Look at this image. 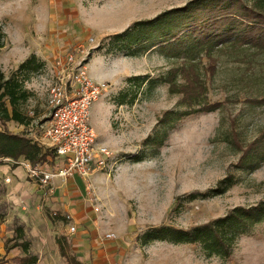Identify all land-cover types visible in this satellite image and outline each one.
I'll use <instances>...</instances> for the list:
<instances>
[{
    "label": "rangeland",
    "instance_id": "1",
    "mask_svg": "<svg viewBox=\"0 0 264 264\" xmlns=\"http://www.w3.org/2000/svg\"><path fill=\"white\" fill-rule=\"evenodd\" d=\"M188 1L0 0V65L5 74L34 53L44 61L27 83L34 92L26 103L33 116L28 130L44 142L41 124L51 116L48 89L70 56L87 71L101 58L102 68L116 76L108 81L103 105L98 109V100L93 105L90 124L97 142L107 145L117 160L111 172L42 184L29 178L21 159V173L0 186V245L28 240L38 256L36 264H67L59 246L64 238L84 264H264V221L235 242L226 260L205 257L195 244H145L142 239L152 227L190 228L264 200V162L253 171L237 168L242 152L232 141L236 136L246 145L263 133L264 103L247 99L264 98V56L248 54L246 60L232 61L224 54L217 74L207 81L209 99L222 106L167 124L160 121L165 111L186 108L181 94L161 80L177 64L156 49L131 55L120 44L111 47V37L135 21ZM134 76L138 79L129 82ZM122 92L123 104L118 103ZM149 136L163 141L148 144ZM60 159L45 162L46 169H55ZM229 176L234 181L225 191L201 195ZM194 192L201 194L191 199ZM21 253L19 247L4 250L0 264H17L6 257Z\"/></svg>",
    "mask_w": 264,
    "mask_h": 264
},
{
    "label": "trees",
    "instance_id": "2",
    "mask_svg": "<svg viewBox=\"0 0 264 264\" xmlns=\"http://www.w3.org/2000/svg\"><path fill=\"white\" fill-rule=\"evenodd\" d=\"M111 39L112 48L120 44V49H126L131 55L156 49L177 64L161 80L169 84L171 92L181 94L186 108L178 113L165 111L160 121L169 124L176 117L210 112L222 106L221 102L209 99L207 81L217 74L224 54L232 61L246 60L248 54L264 56V0H189L183 6L163 11L154 18L135 21ZM205 59L207 61L204 63ZM43 67L44 61L35 53L9 76L0 65V162L9 159L17 167L21 159L37 165L57 158L53 148L41 142L33 130H28L33 116L28 114L26 103L34 92L27 83ZM137 79L134 76L128 81ZM153 82L154 79H150L148 84L151 86ZM123 93L118 103L126 102ZM247 101L262 104L264 98L250 97ZM11 121L23 125L25 129L20 132L11 130ZM233 138V143L242 152L236 163L237 168L253 171L264 162V130L259 138L246 145L236 136ZM162 141H156L153 136L148 137V144L154 146ZM233 181V177L229 176L221 180L217 188L202 194L191 193L190 198L194 199L200 194L206 196L222 193ZM263 221L264 200L252 206H237L223 216L190 228L171 224L152 227L143 234L142 239L145 244L154 240L195 244L205 257L226 260L232 256L235 242ZM18 229L22 232V227ZM59 246L67 264H84L71 253L66 238L59 240ZM14 247L21 248L22 253L11 260L17 264L37 263L38 256L30 251L28 240H15L11 245L6 243V252Z\"/></svg>",
    "mask_w": 264,
    "mask_h": 264
},
{
    "label": "built area",
    "instance_id": "3",
    "mask_svg": "<svg viewBox=\"0 0 264 264\" xmlns=\"http://www.w3.org/2000/svg\"><path fill=\"white\" fill-rule=\"evenodd\" d=\"M109 89V82L93 80L85 66L80 62L76 64L73 56L68 58L67 66L49 86L47 102L51 116L41 125L43 143L56 151L61 163L50 170L44 163L32 165L24 159L21 164L29 178L48 184L55 178L75 175L87 178L96 171L111 172L116 167L117 160L111 150L97 142L98 135L90 124L94 103L108 94ZM18 163L20 165V161ZM11 182L10 174H0V185Z\"/></svg>",
    "mask_w": 264,
    "mask_h": 264
},
{
    "label": "crops",
    "instance_id": "4",
    "mask_svg": "<svg viewBox=\"0 0 264 264\" xmlns=\"http://www.w3.org/2000/svg\"><path fill=\"white\" fill-rule=\"evenodd\" d=\"M102 62H104V60H102L101 58L100 59H97L96 62L94 60L93 61L94 64L91 65L92 67H90V69L88 70V74L95 81H107V82L108 81H111L113 78H115L116 74L109 73L107 70H105L104 68H102L103 67L102 66ZM107 96L108 95L106 94V95H103L101 98L98 99V109L100 108L99 106L101 104L103 105L102 100H104ZM9 127L11 128V130H13L15 132H20V131L24 130V126L21 125V124H19V123H17V122H15V121L9 122ZM0 129H1V127H0ZM22 160H24V159H22ZM20 166L21 165H18L17 167H14V162H10V161H7V160H2L0 162V174H10L12 176V181H13V179H16L14 174L21 173V172H18V169H19ZM75 176H78V175H75ZM6 185H8V184H6ZM0 186H4V184H2ZM4 250L6 251L5 245L3 243V244L0 245V253H4ZM16 255L17 254L8 255L6 257V260L7 259H10L11 260V258L14 257V256H16ZM1 264H12V262L11 261H6V262H2Z\"/></svg>",
    "mask_w": 264,
    "mask_h": 264
}]
</instances>
